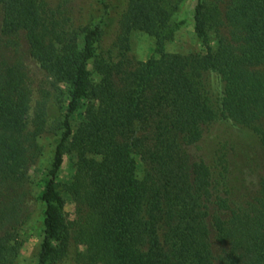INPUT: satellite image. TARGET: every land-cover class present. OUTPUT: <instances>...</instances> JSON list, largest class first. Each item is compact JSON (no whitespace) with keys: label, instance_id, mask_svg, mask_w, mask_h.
<instances>
[{"label":"trees","instance_id":"16d2710c","mask_svg":"<svg viewBox=\"0 0 264 264\" xmlns=\"http://www.w3.org/2000/svg\"><path fill=\"white\" fill-rule=\"evenodd\" d=\"M194 1L205 51L181 56L165 52L181 25L172 21L180 0H125L111 24L104 0L89 17L79 0H0L5 45L26 41L50 78L51 104H40L28 130L27 75L0 61V194L39 158L40 136L60 135L38 196L39 264H264V162L231 155L244 138L249 156L264 153V0ZM135 31L156 40L146 62L126 58ZM149 94L163 103L169 130L139 178L131 130ZM66 152L76 157L72 221L58 190ZM8 212L1 208L0 225ZM12 242L9 231L0 237V264H18Z\"/></svg>","mask_w":264,"mask_h":264},{"label":"rangeland","instance_id":"374dc122","mask_svg":"<svg viewBox=\"0 0 264 264\" xmlns=\"http://www.w3.org/2000/svg\"><path fill=\"white\" fill-rule=\"evenodd\" d=\"M54 2L55 0H49ZM83 6L85 16L101 12L103 6L100 0H79ZM108 4L111 24L117 17L118 11L124 5L125 0H104ZM194 0H180L179 8L174 14L172 21L175 24H181L175 31L172 40L165 45V52L178 54L181 56L204 54V47L201 45L194 31L192 12ZM2 17L0 15V61L8 64L18 65L27 75L28 82L32 88L31 107L26 117V126L28 130L35 128V119L41 103H47V91L50 88V78L40 68V65L32 58L29 53L28 45L24 40L20 50L7 48L1 35ZM213 37V32L210 33ZM156 40L153 36L142 32L135 31L130 35L129 48L126 52L128 62H146L155 55ZM92 72L94 82L100 81V76L93 70L92 64L89 66ZM155 94H149L145 99L147 102L139 117L132 124L131 136L137 146L136 160L139 164V178H143L145 169L151 168L158 162L157 153L160 149L162 140L169 130L166 123L160 124V119L165 113L159 108L165 107L163 103L157 108ZM89 100H84L79 106V110L72 120L73 130L76 131L78 126L83 122V113L88 105ZM160 114L159 118L155 117ZM60 135L44 134L39 137L38 144L41 148V154L34 165L27 170L25 177H16L10 188L5 187L4 192L0 194V210L12 211L11 214H4L0 225V237L7 231L13 237V244L19 250L18 264H39L41 253V244L44 238L43 232V212L44 206L38 200V196L44 185V178L47 171L51 168L56 147L59 143ZM255 146L254 142H252ZM250 150L251 140L243 139L241 150L234 151L231 155L234 162L255 163L264 162V153L257 150V153L249 156L245 147ZM256 159V161H255ZM76 162L75 154L66 152L64 154V163L58 178V190L66 201L64 214L67 220L75 219V205L68 194L69 184L74 175V164ZM19 171H22L19 169ZM256 177H252L255 180ZM9 213V212H8ZM84 250V249H81Z\"/></svg>","mask_w":264,"mask_h":264}]
</instances>
